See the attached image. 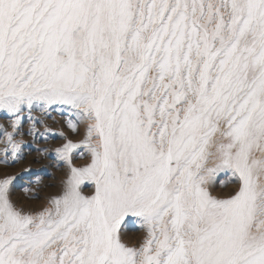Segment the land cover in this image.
<instances>
[{
    "label": "snow or ice",
    "instance_id": "1",
    "mask_svg": "<svg viewBox=\"0 0 264 264\" xmlns=\"http://www.w3.org/2000/svg\"><path fill=\"white\" fill-rule=\"evenodd\" d=\"M57 103L89 160L55 148L67 171L38 210L0 174V264H264V0H0L5 163L24 110Z\"/></svg>",
    "mask_w": 264,
    "mask_h": 264
},
{
    "label": "rangeland",
    "instance_id": "2",
    "mask_svg": "<svg viewBox=\"0 0 264 264\" xmlns=\"http://www.w3.org/2000/svg\"><path fill=\"white\" fill-rule=\"evenodd\" d=\"M59 106L57 103L48 107L52 112L50 113V118L53 120V124L45 125L50 130L48 133L54 137H45L36 143L26 139L25 141H21L29 149V154L21 155V158L15 161L7 157L6 163L4 162L5 156L2 154L4 152L3 141L5 139L3 133L5 130H11L9 122L13 117L5 113L3 114L2 110L0 111V117L2 118L0 119L2 120L0 121V174L8 173L16 177L13 185V198L18 204L26 205L27 203L34 210H38L42 203H47V199L49 198L47 197V192L52 194V192L58 193L60 191L61 180L67 171V165L57 156L54 151L55 148L61 147L68 140H71L73 143H77L78 141L76 139L77 135H75L76 132H67L69 130L67 128L68 124L64 122L63 118L65 114L59 111ZM3 119L8 120V122H5ZM89 157L88 154L82 155V157L77 158L76 162L83 166L88 162ZM73 163L75 164V162ZM29 168L31 169L30 171H25V169ZM224 175L220 174L218 176L219 182L223 181L222 183H225L226 181V184L230 183L228 180L229 175ZM37 180H39V183H36ZM26 188L38 192L39 198L29 199L32 192L25 193L24 189ZM123 226L121 227L122 239L130 246L137 245L146 234L140 221L135 223L130 218L127 220V224L125 223Z\"/></svg>",
    "mask_w": 264,
    "mask_h": 264
},
{
    "label": "bare ground",
    "instance_id": "3",
    "mask_svg": "<svg viewBox=\"0 0 264 264\" xmlns=\"http://www.w3.org/2000/svg\"><path fill=\"white\" fill-rule=\"evenodd\" d=\"M59 105H60L59 106V111H61V112H63L65 114V116H63L64 122H66L68 124L67 128L69 130L67 132H70V133L71 132H76V134H75V135H77L76 139H78L76 144H81V142L83 141V138H84V130H85L86 121H84L83 119L77 118L75 116V110L70 109L69 106L62 105V104H59ZM50 113H52V112H51V110L48 107L45 108V109L36 108V109L32 110L31 112H29L28 109H25L24 113L22 114L21 124H20V127L18 129V132L14 134L15 135V139L17 141H25V139L26 140H32L33 142L36 143V142H38V140L44 139L45 137L53 138L54 136L49 134L48 131H46L48 126H45V125L53 124V120L50 118ZM0 119H2V118L0 117ZM0 121H2V120H0ZM4 121L8 122V120H6V119ZM69 122L74 123V124L77 125V131H73L69 127ZM33 125H35V128H34L32 134H30L29 133V129H31L33 127ZM10 131H12V129ZM5 141H6V138L3 141V143H4L3 144V146H4L3 148L4 149H5V147H7ZM28 150L29 149H27L24 144L21 145V155L22 156L23 155H28L29 154ZM2 154H3V156L6 155L5 152H2ZM85 154H88V156H90V153L88 152L87 147L83 146L82 144H81L80 147H78V148L73 150L72 157H73V162H75L76 166H81V164L76 162V160H77V158L82 157V155L84 156ZM7 157H8V159L13 160L10 150L7 153ZM220 174H224V173H220ZM220 174H217L210 181V183L212 184L211 190H212L213 195L224 196L227 193H229L235 187V184L233 183V180L230 177V175L228 176V180L230 182L228 184H230V185L226 184V181H225V183H222L223 181L220 183L219 179H218V176ZM92 190H93V188H92L90 183L87 184V186H83V191H84L85 194H90ZM54 194H56V193L52 192V194H50L49 192H47V197H50L51 195H54ZM43 205H45V204L42 203L40 205V207L43 206ZM26 206H29V205L26 203ZM129 219L130 218H126V221L122 224V226L125 223L127 224V220H129ZM131 219H132V222H135V223L139 222L136 218H131ZM137 225H140V224H137ZM142 228H144L143 230L146 232V228L145 227H142Z\"/></svg>",
    "mask_w": 264,
    "mask_h": 264
}]
</instances>
